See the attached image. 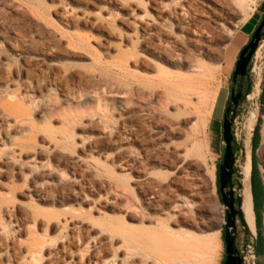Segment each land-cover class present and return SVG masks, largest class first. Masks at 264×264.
I'll return each instance as SVG.
<instances>
[{
  "label": "rangeland",
  "instance_id": "obj_1",
  "mask_svg": "<svg viewBox=\"0 0 264 264\" xmlns=\"http://www.w3.org/2000/svg\"><path fill=\"white\" fill-rule=\"evenodd\" d=\"M215 1L221 7L197 4L188 22H178L172 0L164 1V20L153 0H0V105L16 111V119L0 115V264H141L146 259L130 237L156 231L174 196L184 200L185 213L179 226H169L193 238L184 253L199 252L181 264H222V120L235 62L264 0ZM181 26L200 35L188 41ZM173 38L183 45H171L168 60L162 48ZM153 65L173 83L192 76L200 102L192 96L190 105L170 103L160 113L164 96L179 103L183 97L161 89L149 95L157 85ZM248 66L254 96L231 127L234 169L255 111L254 161L264 190V34ZM140 128L142 135L129 140ZM237 180L234 174V188ZM255 205V237L235 221L237 249L253 254L245 264H264L258 192Z\"/></svg>",
  "mask_w": 264,
  "mask_h": 264
},
{
  "label": "bare ground",
  "instance_id": "obj_2",
  "mask_svg": "<svg viewBox=\"0 0 264 264\" xmlns=\"http://www.w3.org/2000/svg\"><path fill=\"white\" fill-rule=\"evenodd\" d=\"M164 1L166 0H153L154 6L152 7V9L158 14V17L161 18L162 20H164L163 17L165 13V8L163 5ZM172 1L177 4V10L174 16L178 22H181V21L188 22L192 17L193 7L197 4L198 6L199 4H201L202 6H207L209 8H211L212 4L218 7H221V5L215 0H210L212 4H210L209 2H200L199 0H172ZM180 29H181L182 38H185L188 41L193 39V37L200 35L199 30H195L189 26L188 27L181 26ZM171 45L172 46L174 45V47L175 46L181 47L183 44L180 41L178 42L177 38H173V40L169 41L166 46L162 45L164 46L162 48L164 56L168 60L174 59L169 52V47ZM187 57L189 58V56ZM187 57H186V60L188 59ZM142 64H144V66L148 65L144 61L142 62ZM152 67L155 68L158 72V75L156 77L157 85H152L150 86L151 88L145 87L147 89H150L148 93L151 97L155 95L156 90H160V89L163 91V93L169 91L171 94H174L176 91H179L181 96L183 97V99L181 98V102L179 103L178 102L179 99L170 100V97L162 96L166 100L162 98L163 103L158 104L159 106L158 110L160 111V113L164 115L168 111V107L170 103L172 107L175 109H178L180 105L182 107H186L190 105V99L193 98L192 96H194V98L196 96V99L200 102L201 94L198 92V87L196 85L198 84L196 83L198 81H194L193 79H190L192 78V76L191 77L189 76L190 78L188 77L181 78L182 82L180 84H177L175 82L173 83L170 75L161 73L162 69L159 66L153 65ZM197 67H201V65ZM197 67L195 68L197 69ZM192 68H194V66ZM168 87H170V89H168ZM256 90H259V84H256ZM252 96L254 95L253 94L248 95V97H252ZM168 99L170 101H167ZM8 109L9 108L6 107L5 105H0V115L3 121H6L10 117H14L16 119V116H15L16 111L8 110ZM255 120H256V113L255 111H252L250 112L249 117L246 119V122H245L247 140L245 142L243 162L240 164L239 169L237 170L239 186L238 188L235 189L238 196L240 197V210L242 212L244 226L247 230V233L251 237H255L256 235L255 214L253 210V200H252V194H251L250 182H249L250 172H251L250 136L253 131ZM22 131H25V128H22ZM142 133H143L142 128L130 130L128 134L129 135L128 139L135 140L137 139V137H140ZM258 151H259L260 156L264 158V145H261ZM184 207H185V202L182 199V197L174 196L172 211L166 215L167 217L166 221L164 220V221L156 222V226H157L156 231L145 230L144 234L142 232H136L131 235L130 247L132 249H136L137 251H139L141 255H143V257L146 259V260H141L140 261L141 264H147V260L149 261V264H181V263H185L190 257L192 258L193 256L198 255L199 252L198 253L197 252L184 253L183 247L188 245L187 242H192L193 238L185 234L184 232H177L173 230L172 228H170L169 226V224H172L174 226L180 225V223L182 222V218L184 217V213H185ZM252 255L253 254L251 251L246 250L244 252V260L247 261L249 256H252ZM26 258L28 257L23 258L22 261H26L25 260Z\"/></svg>",
  "mask_w": 264,
  "mask_h": 264
},
{
  "label": "water",
  "instance_id": "obj_3",
  "mask_svg": "<svg viewBox=\"0 0 264 264\" xmlns=\"http://www.w3.org/2000/svg\"><path fill=\"white\" fill-rule=\"evenodd\" d=\"M263 29L264 14L254 31L252 32L250 39L242 47L238 54V58L235 62V67L231 77L232 83L236 84L237 87L235 92L233 88L231 89L222 120V139L225 143V146L222 161L219 165L218 185L221 200L226 207V218L223 236L225 246L224 264H245V247L243 252H239L235 245L236 217L239 218L245 234H249L247 233V230L244 226L242 212L240 210V197L238 196L237 192L236 195H234L235 189L238 188L239 183L237 180L236 188H234V185L232 183V176L234 174H237V170L234 169L235 152L233 151L232 145L233 137L231 127L235 119L236 108L241 106L242 101L245 100L249 95L251 82L247 69L264 34ZM244 77L248 79V83L245 95H242V82ZM252 134L253 131L250 137V148L252 147Z\"/></svg>",
  "mask_w": 264,
  "mask_h": 264
},
{
  "label": "trees",
  "instance_id": "obj_4",
  "mask_svg": "<svg viewBox=\"0 0 264 264\" xmlns=\"http://www.w3.org/2000/svg\"><path fill=\"white\" fill-rule=\"evenodd\" d=\"M247 71L249 72V66H248ZM220 98L221 96H219L217 100V105L219 103ZM262 98H264V81L262 83ZM258 142H259L258 131L255 128L252 134L250 189H251L252 200H253V210L255 214L256 229L259 223L261 225V215L258 212H256V205H255L256 193L257 192L259 193L262 202H263V196H264V190H263V185H262L260 174H259V169H258L257 163L254 161L255 151L258 146ZM234 151H235V148H234ZM218 172H219V167L217 168V183H218ZM222 264H224V259L222 261Z\"/></svg>",
  "mask_w": 264,
  "mask_h": 264
},
{
  "label": "flooded vegetation",
  "instance_id": "obj_5",
  "mask_svg": "<svg viewBox=\"0 0 264 264\" xmlns=\"http://www.w3.org/2000/svg\"><path fill=\"white\" fill-rule=\"evenodd\" d=\"M247 83H248V79L246 77L243 78V82H242V95H245V91H246V88H247ZM236 84H233L232 81H231V87H230V92H231V89L233 88L234 89V92L236 91ZM230 92H229V96H230ZM229 97L227 98V101H228ZM227 101H226V105H227ZM245 100L242 101V103L244 102ZM241 103V104H242ZM240 107H237L236 108V111H235V117L237 116L239 110H240ZM226 108V106H225ZM235 148V146H233ZM238 218V217H237Z\"/></svg>",
  "mask_w": 264,
  "mask_h": 264
},
{
  "label": "crops",
  "instance_id": "obj_6",
  "mask_svg": "<svg viewBox=\"0 0 264 264\" xmlns=\"http://www.w3.org/2000/svg\"><path fill=\"white\" fill-rule=\"evenodd\" d=\"M262 14H264V12H263ZM262 16H263V15H262ZM261 18H262V17H261ZM259 21H260V20H259ZM258 23H259V22H258ZM258 23H257V24H258ZM256 26H257V25H256ZM255 28H256V27H255ZM255 28H254V29H255ZM253 31H254V30H253ZM253 31H252V32H253Z\"/></svg>",
  "mask_w": 264,
  "mask_h": 264
}]
</instances>
